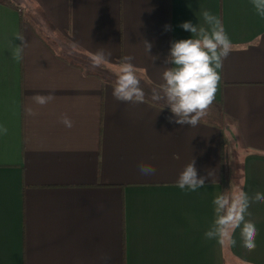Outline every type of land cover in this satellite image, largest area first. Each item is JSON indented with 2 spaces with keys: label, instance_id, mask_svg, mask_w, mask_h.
I'll list each match as a JSON object with an SVG mask.
<instances>
[{
  "label": "crops",
  "instance_id": "obj_1",
  "mask_svg": "<svg viewBox=\"0 0 264 264\" xmlns=\"http://www.w3.org/2000/svg\"><path fill=\"white\" fill-rule=\"evenodd\" d=\"M203 10L232 50L207 115L182 126L152 89L173 66L171 42L192 37L179 25L207 27ZM101 48L111 56L94 68ZM124 56L143 102L112 95L106 74ZM36 94L54 99L40 106ZM0 125V264H264V202L246 216L254 251L239 228L235 245L204 235L218 194H264V17L252 0H0ZM192 159L207 177L195 192L176 186ZM141 161L156 173L142 175Z\"/></svg>",
  "mask_w": 264,
  "mask_h": 264
},
{
  "label": "clouds",
  "instance_id": "obj_2",
  "mask_svg": "<svg viewBox=\"0 0 264 264\" xmlns=\"http://www.w3.org/2000/svg\"><path fill=\"white\" fill-rule=\"evenodd\" d=\"M257 14L264 17V0H252ZM202 17L207 25H193L191 21L182 22L179 27L185 31H190L191 38L174 40L166 64L173 65L165 68L162 73L163 83L159 88L152 89L153 101H165L171 113L169 122L179 125H189L195 127L200 120L207 115L209 108L215 100L221 75L217 71L223 67V61L232 50V43L225 31L223 23L210 11L203 10ZM166 30H171L170 25L165 26ZM24 41L23 36H17ZM146 52L150 55L152 44L144 41ZM24 43L18 48L15 58L20 59V53ZM75 45H73L74 47ZM111 56L110 52H105L103 48L91 55L92 67H99L107 63ZM152 61L159 59L158 56L150 55ZM134 57L124 56L120 63L119 72L112 90L114 99L122 103H140L144 100V90L140 86V79L137 76L136 68L132 63ZM54 97L51 94H36L32 100L44 106L51 102ZM29 115H36L31 107L27 109ZM60 123L66 128L73 127V121L65 114L61 117ZM8 129L0 125V134L6 135ZM178 158V157H177ZM138 169L142 175H154L156 168L149 162L141 161ZM207 177H198L195 167V160L192 159L180 172L176 186L181 190L192 192L203 188ZM254 202H264V194L256 192L249 196L244 191L237 193L218 194L214 200L215 219L210 228L204 233L205 238L217 239L223 244L225 241L232 245L236 244L233 238L234 233L239 228L243 247L249 252L256 248V236L258 230L251 220H246V216H251L248 211ZM242 225V227H241ZM103 264H108L110 257H101Z\"/></svg>",
  "mask_w": 264,
  "mask_h": 264
},
{
  "label": "rangeland",
  "instance_id": "obj_3",
  "mask_svg": "<svg viewBox=\"0 0 264 264\" xmlns=\"http://www.w3.org/2000/svg\"><path fill=\"white\" fill-rule=\"evenodd\" d=\"M106 76L108 77V80L116 81L117 76H114L112 74L107 73Z\"/></svg>",
  "mask_w": 264,
  "mask_h": 264
}]
</instances>
